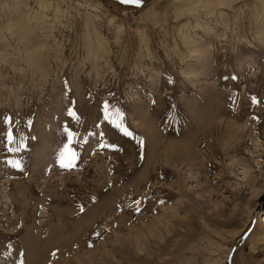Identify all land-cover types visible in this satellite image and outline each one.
Listing matches in <instances>:
<instances>
[{
    "label": "rangeland",
    "instance_id": "rangeland-1",
    "mask_svg": "<svg viewBox=\"0 0 264 264\" xmlns=\"http://www.w3.org/2000/svg\"><path fill=\"white\" fill-rule=\"evenodd\" d=\"M220 1L0 0V264H264V0Z\"/></svg>",
    "mask_w": 264,
    "mask_h": 264
},
{
    "label": "bare ground",
    "instance_id": "bare-ground-1",
    "mask_svg": "<svg viewBox=\"0 0 264 264\" xmlns=\"http://www.w3.org/2000/svg\"><path fill=\"white\" fill-rule=\"evenodd\" d=\"M225 4V2H224V0H221L220 1V6H222V5H224ZM256 6L257 5H253L252 7H251V11H250V13L249 14H251L252 16H254V20H258L259 19V17H258V10H256ZM248 14V15H249ZM250 18V17H249ZM224 22V21H223ZM223 24V23H222ZM175 41V46H176V44H177V40H174ZM253 177V176H252ZM262 221H264V218L262 219ZM255 233L257 234V235H264V224H262V222H260L259 224H256V227H255ZM263 238H264V236H263ZM228 257V256H227ZM226 262H228V261H225V263L224 264H226ZM228 264V263H227Z\"/></svg>",
    "mask_w": 264,
    "mask_h": 264
},
{
    "label": "snow or ice",
    "instance_id": "snow-or-ice-1",
    "mask_svg": "<svg viewBox=\"0 0 264 264\" xmlns=\"http://www.w3.org/2000/svg\"><path fill=\"white\" fill-rule=\"evenodd\" d=\"M122 2L123 3H133V4H136V5H139L142 2V0H122ZM253 102H255V98H253ZM6 138H7V140H8L9 143H12L13 142V136L11 134V131H8L6 133ZM8 150L9 151H12L13 149L12 148H9ZM58 160H59V158H58ZM16 166H18V165H16ZM61 166L62 167H72L73 165H71V164H68V165L61 164Z\"/></svg>",
    "mask_w": 264,
    "mask_h": 264
},
{
    "label": "water",
    "instance_id": "water-1",
    "mask_svg": "<svg viewBox=\"0 0 264 264\" xmlns=\"http://www.w3.org/2000/svg\"><path fill=\"white\" fill-rule=\"evenodd\" d=\"M248 231V230H247ZM248 232H245L244 234H243V236H242V239L245 237V235L247 234ZM239 246H240V244H238L236 247H234L233 249H232V251L229 253V255H228V257L226 258V261L228 260V259H230V257L233 255V253L239 248Z\"/></svg>",
    "mask_w": 264,
    "mask_h": 264
}]
</instances>
